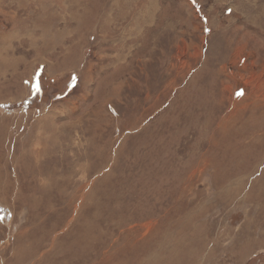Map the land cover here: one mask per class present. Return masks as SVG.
I'll return each instance as SVG.
<instances>
[{
	"label": "rangeland",
	"instance_id": "1",
	"mask_svg": "<svg viewBox=\"0 0 264 264\" xmlns=\"http://www.w3.org/2000/svg\"><path fill=\"white\" fill-rule=\"evenodd\" d=\"M0 264H264V0H0Z\"/></svg>",
	"mask_w": 264,
	"mask_h": 264
}]
</instances>
